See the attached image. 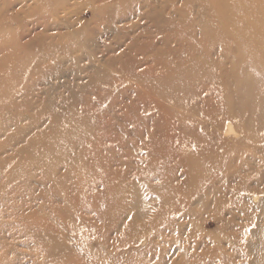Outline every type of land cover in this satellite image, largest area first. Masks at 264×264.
Segmentation results:
<instances>
[{"label": "rangeland", "instance_id": "374dc122", "mask_svg": "<svg viewBox=\"0 0 264 264\" xmlns=\"http://www.w3.org/2000/svg\"><path fill=\"white\" fill-rule=\"evenodd\" d=\"M256 86L264 0H0V264H264Z\"/></svg>", "mask_w": 264, "mask_h": 264}, {"label": "bare ground", "instance_id": "6f19581e", "mask_svg": "<svg viewBox=\"0 0 264 264\" xmlns=\"http://www.w3.org/2000/svg\"><path fill=\"white\" fill-rule=\"evenodd\" d=\"M247 95H250L249 97H253V98H255V100H258V106L259 107H261V105H262V100L264 99V87H262V86H259V87H257L256 86V88L254 89L253 87H252V89L250 90V92L247 94ZM248 97V98H249ZM248 98H247V100H248ZM244 101V100H243ZM257 106V107H258ZM256 110L257 111H261L262 112V116H264V111L262 110V108L261 109H257L256 108ZM255 109L254 110H248V113L250 112V111H256ZM260 115V114H259ZM262 119V120H261ZM259 121H257V120H255V122L254 123H256V124H258V125H264V117H262ZM264 128V127H263ZM261 197H263V196H261ZM254 199V198H253ZM258 198H255V200H257ZM264 254V253H263Z\"/></svg>", "mask_w": 264, "mask_h": 264}]
</instances>
